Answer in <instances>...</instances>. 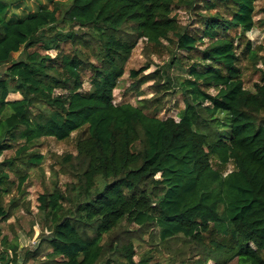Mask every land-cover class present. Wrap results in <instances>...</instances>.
Segmentation results:
<instances>
[{"label":"trees","instance_id":"1","mask_svg":"<svg viewBox=\"0 0 264 264\" xmlns=\"http://www.w3.org/2000/svg\"><path fill=\"white\" fill-rule=\"evenodd\" d=\"M21 1L0 0V155L14 148L0 160V196L14 184L10 172L23 194L27 173L18 168L42 163L41 138L82 134L76 153L63 157L74 180L36 199L46 250L2 234L0 264H175L162 263L155 247L138 254L131 241L106 245L104 235L125 223L155 230L160 242L194 244L201 260L187 264H264V55L260 80L245 88L228 34L253 28L256 0H203L200 33L171 13L201 0H69L60 17L54 5L8 19L7 10ZM141 37L196 52L187 76L175 81L185 100L178 119L160 117L145 98L114 102ZM203 38L207 43L197 47ZM66 41L70 53L50 55ZM246 49L255 55L249 43ZM11 93L21 97L8 99ZM228 163L233 168L225 172ZM17 204L12 199L10 209ZM8 215L0 205V218Z\"/></svg>","mask_w":264,"mask_h":264},{"label":"rangeland","instance_id":"2","mask_svg":"<svg viewBox=\"0 0 264 264\" xmlns=\"http://www.w3.org/2000/svg\"><path fill=\"white\" fill-rule=\"evenodd\" d=\"M201 2H196L192 8L178 7L171 14H176V17L183 27L190 32L200 33V15L207 12L206 7ZM69 0H24L16 5L11 6L6 13L8 19H17L35 12L40 7H52L58 5L60 17L65 10ZM264 0H256L254 13V26L251 30L241 33L239 28L229 30L228 34L232 37L235 49L238 55L237 65L240 67L241 78L245 88L253 89V84L260 80V69L263 66L261 57L264 55ZM217 8L225 15L228 12L222 6ZM204 43H198L197 47L203 48L207 43L208 38H203ZM247 43L250 44L251 50L255 53L254 56L246 49ZM35 49V47L29 50ZM38 49V48H37ZM73 49V44L70 41L62 42L58 49L49 51L51 56H55L58 52L70 53ZM41 53L43 50L38 49ZM87 53V52H86ZM23 54L22 50L14 52L13 58H17ZM196 52L186 53L179 50L174 44L168 40H162L160 45H156L146 40V38H138L132 52L125 63L124 73L120 77L118 86L114 89V102H130L134 105L138 104V99L145 98L152 100V106L158 107L160 117L172 116L178 119V112L184 107L185 100L183 94L179 91L175 81L178 78L187 76L186 68L195 59ZM89 60L94 58L89 54ZM175 57L174 64L170 63ZM146 64L148 67L141 70ZM5 68V65L0 66V73ZM134 69L138 72L136 77L129 74V71ZM90 70L85 69L82 73L84 81V89H88V79ZM142 79H146L141 83ZM214 93V88L209 89ZM19 93H11L8 99L20 98ZM145 111H152L146 109ZM82 132L74 131L71 136L64 140H56L53 137L41 138V143L37 150L43 154L44 158L41 164L20 166L19 173H27V178L22 184L23 194L17 192L16 182L18 175L10 172V179L13 185H10L9 192L0 196V205L9 212L5 219L0 218V237L6 234L12 240L20 241L25 245H29L32 249L39 247V253L46 250L47 242L43 244L39 241L38 234L41 230V219L37 214V196L45 190H50L53 185H57L60 189H64L65 183H68L73 178V173L68 169L67 163L63 157L66 153L75 154V140ZM14 155V148L5 151L0 155V160L3 157H11ZM233 168L231 163H228L223 171L227 172ZM53 170L55 172H53ZM65 171V172H64ZM18 198L16 207L10 209V201ZM45 233L47 231L45 230ZM131 241L134 250L140 254L143 250L155 247L158 256L162 263L165 261L175 264H182L184 261L195 262L200 259L197 253V247L185 244L182 239L173 238L168 242H160L156 236L155 230L138 229L132 224H120L115 227L110 233L104 235V243L106 245L120 246ZM1 248V246H0ZM116 255H114L115 257ZM112 257L110 250L106 252L104 258ZM138 259V255H135ZM211 263V262H209ZM104 264V263H101ZM229 264H237L233 259Z\"/></svg>","mask_w":264,"mask_h":264}]
</instances>
